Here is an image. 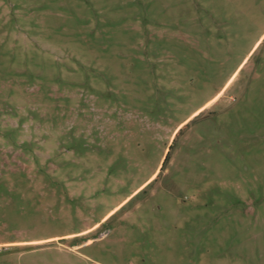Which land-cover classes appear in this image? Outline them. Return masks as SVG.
Masks as SVG:
<instances>
[{
    "label": "rangeland",
    "instance_id": "rangeland-1",
    "mask_svg": "<svg viewBox=\"0 0 264 264\" xmlns=\"http://www.w3.org/2000/svg\"><path fill=\"white\" fill-rule=\"evenodd\" d=\"M0 264H264V0H0Z\"/></svg>",
    "mask_w": 264,
    "mask_h": 264
},
{
    "label": "crops",
    "instance_id": "crops-1",
    "mask_svg": "<svg viewBox=\"0 0 264 264\" xmlns=\"http://www.w3.org/2000/svg\"><path fill=\"white\" fill-rule=\"evenodd\" d=\"M90 240H88L87 242H89ZM82 244H84V243H82Z\"/></svg>",
    "mask_w": 264,
    "mask_h": 264
}]
</instances>
